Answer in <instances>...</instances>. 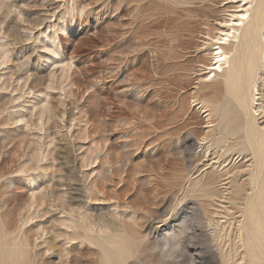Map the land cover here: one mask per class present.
I'll return each mask as SVG.
<instances>
[{"label":"rangeland","instance_id":"374dc122","mask_svg":"<svg viewBox=\"0 0 264 264\" xmlns=\"http://www.w3.org/2000/svg\"><path fill=\"white\" fill-rule=\"evenodd\" d=\"M226 2L0 0V264H264V71L253 120L201 81Z\"/></svg>","mask_w":264,"mask_h":264},{"label":"bare ground","instance_id":"6f19581e","mask_svg":"<svg viewBox=\"0 0 264 264\" xmlns=\"http://www.w3.org/2000/svg\"><path fill=\"white\" fill-rule=\"evenodd\" d=\"M226 4H228L227 7H229L232 10H230V11L227 10L228 12L224 18L219 19V20L216 18L217 21L215 20L216 21L215 24H216L217 30H216L215 34L212 36H210V35L207 36L206 37L207 40L203 42V45H204L203 48L207 51V54L210 58L209 59L210 62L203 67V69L205 70V72H204L205 76L202 77L201 81L202 82H211V83H220V82L224 81L225 86H226V88L224 89L225 93H227L226 95L229 94L230 95L229 97L232 96L233 98L232 97L231 98L234 101H236V103L240 106V109L243 110V114H245L247 116V114L244 113V111L247 112L251 116V120H253L255 118V116L257 117L258 115L263 113V112H261L262 110H260V107H261L260 100H262L263 96H262V89L260 86L261 81H259L260 78H262V77L259 76L258 73L260 72V74H261V72L264 71V42L262 43V40L264 39V34H263V31H264V0H227ZM258 39H259V44H260L259 48H258L259 51L256 49L258 46L257 47L255 46V44L258 43L256 41ZM255 41L257 43H254ZM241 46H242V48L243 47L245 48V49H243V51H245V50L247 51V55L245 52H244V55L242 54L244 56V57H242L244 59V61L240 57L241 56V54H239L240 52L238 53V48ZM254 46L256 48H254ZM257 52L259 54H254ZM254 55L257 56L258 58L256 57V59H255ZM245 56H246V58H245ZM254 71L256 72L254 74L255 76H253ZM239 73L241 74V75H239L241 77H239V76L235 77ZM250 76L252 78H250ZM261 80H263V79H261ZM214 93H212V94H214ZM232 99H230V100H232ZM207 100H208V98L206 99V101ZM209 100H212V99H209ZM197 101H199V100H197ZM208 103L210 104V102H207L204 104V103H201L200 101L199 102L195 101V103H194V105H198L199 107L204 108V109H202V112L205 113V117H207V118L209 117V115H211L209 112V111H211V109L206 108L208 106L206 104H208ZM210 105H212V104H210ZM214 109H216V108H214ZM217 110L218 109H216V111ZM249 115H248V118H249ZM243 117H245V116H243ZM224 120H223V122H224ZM249 120H250V118H249ZM207 123H208V121H207ZM262 130H260V131H262ZM260 134H262V133L260 132ZM260 137L261 138H258L259 140L257 142V145L259 144L261 147H263L264 146V139L262 138V136H260ZM258 153L259 152H257V154ZM259 154H261V153H259ZM259 154H258V157H259ZM263 160H264V158H263ZM258 161H259V159H258ZM262 171H263V169H262ZM249 207L250 206H248V208ZM257 207H259V209H263V207H261L260 205H258ZM253 209L254 208H252V210H251V208H250L252 213L254 211ZM247 211H249V209ZM260 211H263V210H260ZM248 214H250V213L248 212ZM255 215H258V214H255ZM252 217H255V216H253V214H252ZM258 219L261 220V217L257 218V220ZM255 220H256V218H255ZM257 220L255 223L253 222L254 225L252 227L256 226L255 224H257ZM258 222H261V221H258ZM251 224H252V222L250 223V225ZM248 225H249V223H248ZM257 225L260 226L261 224L258 223ZM254 228H252L253 232H254V230H253ZM260 228H262V227H258V231ZM250 229H251V226H250ZM261 230H264V229H261ZM249 231H251V230H249ZM251 234H253V233H251ZM261 235L262 236H259V238H253V239L254 240L259 239L261 241H264V239L262 240V237H264V234H261ZM255 236H253V237H255ZM68 241H71V240H68ZM255 242H258V240ZM258 246L260 247V245H258ZM261 246H263V242H262ZM262 249H264V248L262 247ZM247 252H250V251L248 250ZM259 252H260V250H259ZM259 254H260V256L262 255L261 252ZM251 255L254 256L253 261H257V258L255 257V255L250 252L249 257H251ZM258 255L256 253V256H258ZM262 257L260 260L258 259L257 262L263 260L264 257H263V259H262ZM255 258H256V260H255ZM258 258H260V257L258 256ZM19 259H21V258L19 257ZM263 263H264V261H263Z\"/></svg>","mask_w":264,"mask_h":264}]
</instances>
